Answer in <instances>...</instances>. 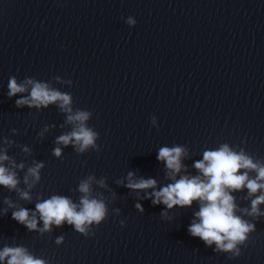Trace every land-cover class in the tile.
Returning <instances> with one entry per match:
<instances>
[{
  "label": "water",
  "instance_id": "1",
  "mask_svg": "<svg viewBox=\"0 0 264 264\" xmlns=\"http://www.w3.org/2000/svg\"><path fill=\"white\" fill-rule=\"evenodd\" d=\"M128 16L135 25L126 23ZM10 76L71 93L74 111L92 113L86 125L99 133L100 150L77 154L73 145H59L61 157L53 156L56 137L71 130L67 114L57 104L17 108L15 100L28 93L9 98ZM57 76L70 79L71 86ZM5 136L14 141L7 154L25 164L16 169L18 186L32 199L0 186V249L25 245L49 264H264V217L253 221L255 231L241 254L229 258L188 234L196 201L167 210L171 219L164 220L165 206L143 199L152 189L124 186L129 171L155 179L157 190L171 183L164 162L156 159L164 146L187 150L180 174L198 175L194 162L222 143L264 162V0H0V137ZM33 160L45 167L40 182L28 189L23 174ZM88 175L106 185H91V195L107 207L92 236L67 223L43 234L28 231L12 219L16 208L4 203L8 198L35 210L38 198L52 195L78 203L79 181ZM246 192L232 193L240 207L250 206ZM259 207L264 211V204ZM37 227L43 228L39 219Z\"/></svg>",
  "mask_w": 264,
  "mask_h": 264
},
{
  "label": "clouds",
  "instance_id": "2",
  "mask_svg": "<svg viewBox=\"0 0 264 264\" xmlns=\"http://www.w3.org/2000/svg\"><path fill=\"white\" fill-rule=\"evenodd\" d=\"M129 26L136 24L132 16L126 18ZM55 79L60 83L71 86L70 79L62 80L57 76ZM30 86V88H29ZM7 96L9 98L18 93L21 95L15 100V106L22 108L47 107L49 104H57L61 112L66 113L65 123L71 125V130L59 135L55 139L57 147L53 148L52 154L61 157L62 148L59 145H73L77 154L87 151H99L100 146L96 143L99 133L92 127L86 125L92 113L89 110L72 107V95L69 92L60 91L49 83L38 82L33 78H25L18 83L15 76H10L7 82ZM155 124V117H152ZM12 128L13 134L17 133ZM48 127L39 133L42 137ZM0 186L6 187L9 191H15L19 198L31 201L29 191L20 188V177L16 169L24 170L23 161L17 163L15 159L7 154V147L14 141L8 137H0ZM23 152L30 154L31 149L20 145ZM187 155L183 146L160 147L156 159L163 161L166 168V176L172 182L156 189L157 181L153 178L136 177L133 171L127 173L126 183L130 190L152 189L145 192L143 199H150L153 205L163 204L165 210L160 212L161 219L170 220L167 210L174 206H191L194 201L199 205V210L194 212V219L188 225V234L200 238L206 247H212L214 252L228 253L229 258L238 257L241 254V246L247 244L249 234L255 231L253 221L264 217V211L260 205L264 204V162L254 159L244 148L238 151L229 147L228 143H222L218 148L204 150L203 158L194 162L193 167L198 170V175L180 174L186 166L181 159ZM7 162V165L5 164ZM45 167L43 161L33 160L23 174V183L31 189L41 180V170ZM254 173L255 175H252ZM179 178H177V175ZM94 175H88L81 179L78 191L81 193L79 202L75 203L68 196L52 195L48 199H39L35 204V210L25 207H17L13 202L5 198L4 203L9 208H16L12 211L11 217L17 223L23 225L28 231H37L43 234L51 231V226L57 227L67 223L73 229L85 237L94 235L93 226H98L106 219L107 207L103 198L97 199L91 195ZM100 187H106L103 178L95 180ZM121 183V181H118ZM246 189L244 200H250V206L240 207L236 203V197L232 194L236 191ZM102 197V194H99ZM135 207L141 213L144 211L140 203ZM117 213L119 209L115 210ZM7 214V209L3 210ZM240 213V214H237ZM251 218V219H247ZM38 219L43 222V228L37 227ZM121 226L125 220H120ZM64 236H58L55 240L60 245ZM49 264L46 258L34 256L25 245L9 246L5 244L0 249V264Z\"/></svg>",
  "mask_w": 264,
  "mask_h": 264
}]
</instances>
